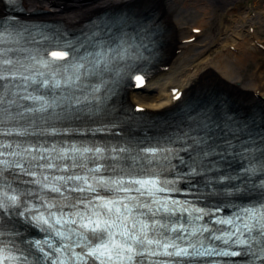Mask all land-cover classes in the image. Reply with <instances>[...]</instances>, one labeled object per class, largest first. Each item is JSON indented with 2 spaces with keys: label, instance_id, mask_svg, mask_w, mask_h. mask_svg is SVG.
I'll list each match as a JSON object with an SVG mask.
<instances>
[{
  "label": "snow or ice",
  "instance_id": "obj_1",
  "mask_svg": "<svg viewBox=\"0 0 264 264\" xmlns=\"http://www.w3.org/2000/svg\"><path fill=\"white\" fill-rule=\"evenodd\" d=\"M133 23L93 25L92 51L47 25L0 30V264H264V112L134 135L108 102L146 45L104 38ZM37 35L63 51L20 46Z\"/></svg>",
  "mask_w": 264,
  "mask_h": 264
},
{
  "label": "bare ground",
  "instance_id": "obj_2",
  "mask_svg": "<svg viewBox=\"0 0 264 264\" xmlns=\"http://www.w3.org/2000/svg\"><path fill=\"white\" fill-rule=\"evenodd\" d=\"M24 1L31 8L47 7L54 15L76 22L104 5L142 0H59V7L50 3L57 0ZM157 2L162 16L173 28L174 44L177 50H181L178 53L176 50V54L168 60V68L153 76L145 88L130 90L129 100L145 105L150 111H161L173 103L172 87L186 91L201 83L224 89L242 102H252L257 98V92L264 85V65L257 75L254 74L258 65L256 60L253 70H247L245 62L254 61L258 49L251 41L247 44L238 40L251 35V27H254V36H259L258 30L264 28V13L256 6L257 1L253 2L256 8L244 7L242 0ZM191 26H201L202 33L198 39L186 42L183 38L192 36ZM230 46L238 50H231ZM260 92V95L264 94V88Z\"/></svg>",
  "mask_w": 264,
  "mask_h": 264
},
{
  "label": "rangeland",
  "instance_id": "obj_3",
  "mask_svg": "<svg viewBox=\"0 0 264 264\" xmlns=\"http://www.w3.org/2000/svg\"><path fill=\"white\" fill-rule=\"evenodd\" d=\"M254 1H257V7L258 9L260 10H264V0H242L241 2V5H244V6H251V4H253V7H255V3H253ZM256 8V7H255ZM258 35L261 39L264 40V28H261L258 30ZM239 41H245L247 42V44L251 43L249 41V38H240ZM258 51L256 53V59H254V61H247V63L245 62L246 64V69L247 70H251L252 66L254 65L255 63V60L256 61H264V49H260V48H257Z\"/></svg>",
  "mask_w": 264,
  "mask_h": 264
}]
</instances>
